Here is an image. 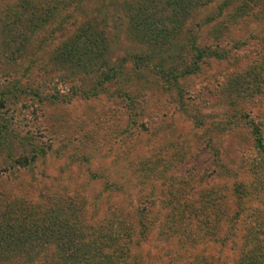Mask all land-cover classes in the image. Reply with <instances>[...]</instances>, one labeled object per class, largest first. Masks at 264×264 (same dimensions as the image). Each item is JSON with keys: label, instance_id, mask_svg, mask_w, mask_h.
Segmentation results:
<instances>
[{"label": "rangeland", "instance_id": "374dc122", "mask_svg": "<svg viewBox=\"0 0 264 264\" xmlns=\"http://www.w3.org/2000/svg\"><path fill=\"white\" fill-rule=\"evenodd\" d=\"M53 1L38 27L19 0H0V215L24 243L0 264H53L42 234L68 225L74 241L125 249L128 264H235L264 249V153L251 135L264 134V0H181L153 36L127 16L145 1L40 9ZM85 23L104 49L55 61ZM65 202L61 217L45 209Z\"/></svg>", "mask_w": 264, "mask_h": 264}, {"label": "trees", "instance_id": "16d2710c", "mask_svg": "<svg viewBox=\"0 0 264 264\" xmlns=\"http://www.w3.org/2000/svg\"><path fill=\"white\" fill-rule=\"evenodd\" d=\"M19 6L21 7V11H25V15L21 13L23 16L22 18L26 19L28 24H33L32 20H35V23L40 22V26L42 27L43 24L48 21L52 16H54V11L56 9V3L54 2L53 7L51 6H45V3H43L44 7L42 8V5H40V2L42 0H19ZM64 1V0H62ZM144 2L143 8L141 5L142 2L134 1L131 2L129 10L127 12V16L130 18H141V20H136L134 29L139 30V26L142 25V27H145V29H148V31H145L148 35L153 36L154 31L158 30L156 29L157 24H159L160 16L163 15L166 18H170L173 16L179 8H182L181 0H141ZM188 2L192 0H187ZM61 2V1H58ZM18 5V4H17ZM42 12V13H40ZM13 17H12V16ZM6 16H10L12 18V22L15 23V12H11L10 15L7 14ZM21 21V20H20ZM31 26V25H30ZM38 26V23H37ZM32 28V30H35V27ZM39 27V26H38ZM144 29V28H141ZM34 30L32 32H34ZM135 30H130L131 33H133ZM159 32V31H157ZM30 33V32H29ZM145 33L142 32L145 36H147ZM31 34V33H30ZM26 38V37H25ZM84 48L85 51L88 53L91 51H97L100 49L102 51L104 49V36L101 30H97L95 25L91 23H85V24H79L76 27L75 35H72L67 41L63 42L60 46L59 52H55L53 55V59L55 61H59L62 59H66L70 62H72L73 59H78V53L80 49ZM56 51V50H55ZM214 50H204L205 55H210L213 53ZM200 53V52H199ZM98 58L100 54H97ZM63 57V58H62ZM1 94V93H0ZM1 97V95H0ZM4 104V100H0V107H2ZM259 127L252 128L251 135H252V142L253 145H256L259 150H261L264 153V134L260 133ZM14 164H18L20 167L23 166L17 160L16 162H13ZM27 163V162H26ZM25 165V164H24ZM66 204H63L60 207L54 206L50 207L48 206V211H52L54 214L58 213L56 217H61V214H64L65 212H69L70 210L63 211L64 208H70V204L68 202H65ZM34 207V204L26 205V207ZM5 208V207H4ZM30 211V209H29ZM64 212V213H63ZM8 214L7 211H2L0 218V244H5V246L0 247V253L3 254H9V253H15L19 250H22L24 243L21 241L20 236L17 235L12 236L11 234L6 233L5 229H10L11 225L3 222L4 215ZM70 216V215H69ZM72 216V215H71ZM70 216V217H71ZM186 218L189 217V214L185 215ZM73 217V216H72ZM48 217H46V220ZM189 219V218H188ZM50 220V219H49ZM47 222L46 228H43L47 231L48 226L53 228L55 224V220L53 222ZM67 229H62L57 226V229L59 230V238H55V229L51 230L50 234L49 232L43 233L41 238L43 239L44 244H49L55 254L50 258L53 264H128V262L125 261L123 256V253L125 252V249L120 248L118 251L115 249L111 250L110 252L108 249H105L103 247L93 246L90 243L86 242H79V240L74 241L73 235H75L74 230H70L71 226ZM39 228V227H38ZM49 231V229H48ZM58 233V232H57ZM107 238V237H106ZM108 240V239H107ZM2 241H5L2 243ZM116 241V240H115ZM107 243V242H106ZM105 245V243H104ZM56 247V248H55ZM258 244H251L247 248H245L238 259V261L235 264H264V249L262 247H259ZM57 249V250H56ZM71 250L73 253H71ZM118 252V253H117ZM122 252V255H121ZM125 254V253H124ZM0 255V256H1ZM116 255H120V257H117ZM200 258V259H199ZM194 258L191 262L188 264H209L207 261H205V256ZM48 263V262H47ZM45 263V264H47Z\"/></svg>", "mask_w": 264, "mask_h": 264}]
</instances>
